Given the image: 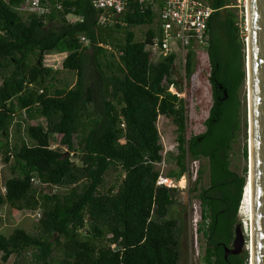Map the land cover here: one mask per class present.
Returning <instances> with one entry per match:
<instances>
[{"label":"trees","instance_id":"obj_1","mask_svg":"<svg viewBox=\"0 0 264 264\" xmlns=\"http://www.w3.org/2000/svg\"><path fill=\"white\" fill-rule=\"evenodd\" d=\"M92 1H64L62 12L43 18L17 12L24 0H0V135L8 138L22 112L21 124L30 122L25 133L33 142L1 144L13 175L4 193L0 189V206L43 210L35 235L22 228L0 235L2 261L30 253L26 264H54L59 250L60 264H179V220L170 217L178 190L158 184L157 165L164 157L157 121L166 116L176 125L178 143L177 170L167 177L181 179L189 155L208 160L209 184L203 186L200 173L194 187L201 204L198 232L206 240L203 264H249L248 251L227 257L224 251L241 225L248 171L232 169L246 82L245 41L232 1L209 0L216 10L208 23L213 104L205 131L189 138L185 100L168 91L171 84L182 91L173 78L176 56L152 62L146 51L158 13L134 3L121 23L101 27ZM69 15L77 20L70 22ZM156 19L145 40L129 29ZM117 30L126 35L114 45L116 59L106 46ZM81 36L90 40L89 48ZM46 53H68L62 68L76 73L73 86H55L58 70L44 66ZM185 69L190 78L193 53ZM53 136H61L67 151L52 147ZM111 170L118 180L102 192ZM43 185L67 190L46 193Z\"/></svg>","mask_w":264,"mask_h":264},{"label":"rangeland","instance_id":"obj_2","mask_svg":"<svg viewBox=\"0 0 264 264\" xmlns=\"http://www.w3.org/2000/svg\"><path fill=\"white\" fill-rule=\"evenodd\" d=\"M234 12L237 13L238 21L245 13L246 0H231ZM157 12V9H155ZM27 17L26 15H23ZM68 20L74 22L77 17L69 15ZM244 20V19H243ZM243 20H241L243 22ZM157 19L152 25H140L136 27H130L136 35V39L139 41L145 40L147 32L151 28H156ZM241 34V32H240ZM125 32L118 31L114 33L115 39L113 43L109 45L108 50H111L114 58L117 59V52L114 45L118 42L125 41ZM245 37V35H243ZM242 37V35H241ZM243 37V38H244ZM110 51V52H111ZM205 62L200 60L195 61V69L190 78L186 77V69L181 59L178 56L174 62L173 78L182 87V91L175 86V89L179 93V96L185 100V108L187 115V133L186 137L189 138L192 135L201 134L205 131V120L209 115L210 108L212 106V92L210 86V61L208 55L204 56ZM197 77V81H193V77ZM199 76V77H198ZM55 80L52 81L57 88H61L65 85L73 86L76 81V73L72 71L58 69V74L55 76ZM1 83V79H0ZM242 130L234 144V150L232 155V169L238 173H242L244 168L248 166L247 159L244 157V149L247 148L249 141V110H248V93L245 86L242 89ZM25 115L21 112L15 116L13 124L9 130V136L0 135V189L4 193L5 181L13 175L11 164L4 162L3 153L1 150V144L8 142L11 147L15 145H21L22 140H28L25 133V129L30 124L29 121L23 122ZM45 124V120H40ZM157 127L161 137V144L163 146V161L157 165L161 172L160 182L167 187L177 188L176 202L172 206L170 217L177 218L179 220L178 236L180 240V260L179 264H203V256L205 253L206 240L201 233L198 232V226L201 222V204L197 197L198 191L194 190L195 183L200 173H203V186L209 184L208 173V160L206 158L194 159L190 155L186 159L188 170L181 179H171L167 177V174L173 170H177V164L174 156L178 154L177 150V132L176 125L171 118L166 116H159L157 121ZM30 144H33L28 140ZM52 147L60 148L62 151H67L66 146L61 143V136H53L51 138ZM172 154V155H170ZM77 161V160H76ZM78 162V161H77ZM121 172V171H120ZM118 180V172L111 170L107 173L104 185L100 188L102 192L111 188ZM183 181V184L181 182ZM67 190V189H66ZM63 188H45L46 193H59L66 192ZM239 209L238 217L241 225L245 228V217L240 213ZM40 214V216H39ZM43 215L42 208L36 211H19L17 209L10 208L7 205L0 206V235L9 236L15 229L22 228L31 234L38 232L37 225L38 220ZM248 234V231L246 230ZM247 242L249 238L246 237ZM249 245V243H248ZM246 250L244 249L243 253ZM249 252V251H248ZM0 253V264H26L31 260L30 253L23 254L22 256L12 255L7 262H3ZM54 264H60L63 259L61 251L56 250L53 253Z\"/></svg>","mask_w":264,"mask_h":264},{"label":"built area","instance_id":"obj_3","mask_svg":"<svg viewBox=\"0 0 264 264\" xmlns=\"http://www.w3.org/2000/svg\"><path fill=\"white\" fill-rule=\"evenodd\" d=\"M64 1L67 0H24L16 7V10L21 15H36L46 18L52 13L62 12ZM134 3L154 12L157 9L158 26L156 33L146 44V51L150 53L152 62H157L162 57L174 54L176 59L181 56L183 64L186 66L189 53H193L195 61L205 62L204 56L208 55L210 43L208 23L216 11L209 0H93V7L99 12L98 25L106 27L121 23L119 18L131 11V6ZM246 19L245 11L237 24L242 37L245 35L243 38L245 43L248 39ZM80 43L85 48L91 46L90 40L85 36L80 37ZM108 47L106 46V48ZM67 55L68 53H46L43 57V64L45 67L58 70L60 67L62 68V63ZM196 79L197 77L194 76L192 82L197 81ZM175 86L171 84L168 91L179 96ZM121 126L124 128L125 124L122 123ZM158 184H161L160 180ZM42 187L46 188L47 185Z\"/></svg>","mask_w":264,"mask_h":264},{"label":"water","instance_id":"obj_4","mask_svg":"<svg viewBox=\"0 0 264 264\" xmlns=\"http://www.w3.org/2000/svg\"><path fill=\"white\" fill-rule=\"evenodd\" d=\"M247 1L249 43L247 39L244 52L248 100L250 96L247 183L251 181L252 225L248 234L246 226L238 225L232 246H225L224 251L227 257L240 254L245 249L249 251V264H264V0ZM246 237L252 243L253 253L252 248H248Z\"/></svg>","mask_w":264,"mask_h":264},{"label":"bare ground","instance_id":"obj_5","mask_svg":"<svg viewBox=\"0 0 264 264\" xmlns=\"http://www.w3.org/2000/svg\"><path fill=\"white\" fill-rule=\"evenodd\" d=\"M246 4L248 6V1ZM247 26H248V31H249V22H248ZM248 43H249V36H248ZM248 58H249V54H248ZM249 87H250V81H249ZM248 110H249V120H250V96H249V100H248ZM250 145H251V139H250ZM250 153H251V147H250ZM181 184H183V181L181 182ZM240 208H241L240 213L243 215V217H245V221H246L245 225H246V229L249 233L250 232V225H252L251 181H250V184L246 183V187H245V191L243 194V199H242ZM251 245H252V243L249 242L248 248H252ZM252 253H253V248H252ZM252 264H253V262H252Z\"/></svg>","mask_w":264,"mask_h":264},{"label":"flooded vegetation","instance_id":"obj_6","mask_svg":"<svg viewBox=\"0 0 264 264\" xmlns=\"http://www.w3.org/2000/svg\"><path fill=\"white\" fill-rule=\"evenodd\" d=\"M212 101H213V98H212ZM213 104V103H212ZM205 129H206V127H205Z\"/></svg>","mask_w":264,"mask_h":264}]
</instances>
